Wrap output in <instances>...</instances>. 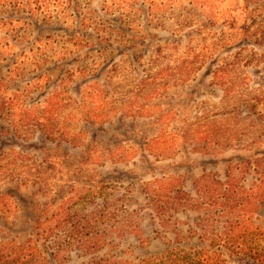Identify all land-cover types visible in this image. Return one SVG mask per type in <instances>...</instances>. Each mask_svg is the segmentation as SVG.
Segmentation results:
<instances>
[{
    "label": "rangeland",
    "instance_id": "374dc122",
    "mask_svg": "<svg viewBox=\"0 0 264 264\" xmlns=\"http://www.w3.org/2000/svg\"><path fill=\"white\" fill-rule=\"evenodd\" d=\"M145 1L120 11L79 0L51 18L0 12L8 18L0 24V245L18 253L34 242L46 264L156 261L176 240L203 246L198 186H224L231 166V186L256 183L251 169L234 173L254 152L227 144L196 152L181 135L187 124L221 121L232 133L225 116L234 113L241 133L264 116V0ZM221 68L233 98L247 100L236 108L224 106L213 75ZM161 111L171 112L168 133L178 141L162 156L154 149ZM161 181L172 182L162 195ZM162 198L179 204L165 223Z\"/></svg>",
    "mask_w": 264,
    "mask_h": 264
},
{
    "label": "trees",
    "instance_id": "16d2710c",
    "mask_svg": "<svg viewBox=\"0 0 264 264\" xmlns=\"http://www.w3.org/2000/svg\"><path fill=\"white\" fill-rule=\"evenodd\" d=\"M126 1L128 0H103L105 4H111L113 8L120 11H124L125 7H128ZM142 1L146 2L145 0ZM78 4L79 0H0V12L6 8L23 9L29 11L31 15L34 14L33 12H40L51 18L60 10H66L67 7H78ZM60 13L62 15L61 11ZM7 19L0 20V24ZM225 70V68L216 70L213 74L214 79L218 81V86L223 90L225 108L231 109L232 106L236 108L234 103L246 102L247 100H243V97L242 100L233 98L234 89L231 84H227ZM186 71L188 70L185 69L182 73ZM146 96L148 97V94ZM257 101L255 99V102ZM127 107V112L132 111V106ZM144 113H147V110H144ZM238 114H229V116H225L226 118L224 117L225 123H228L233 129L232 133H230V128L222 125V121L220 127H213L204 123L187 124L182 131L181 139L188 149L189 147L194 148L196 152L205 151L206 153L215 149L216 146L226 144L228 146L237 145L242 149L254 152L252 153V160L242 159L241 166L237 169L234 167V173L236 175L245 174L251 169L257 177L256 183L247 190L240 186H231V166L227 172L228 183L224 186L216 183L212 185L210 181L198 186L200 194L196 205L205 214L199 219L200 222L197 227L202 232L200 238L203 246L191 249V247L180 246V241L176 240L172 247L158 256V260H146L142 264H264V225L260 222L261 213L264 209V151L259 152L258 150V146L264 143V131L261 135L254 134L256 128L258 130L261 129L260 127L264 128V116L254 114L256 118H249L247 122L245 121L244 124L246 125L243 126L240 133L239 130H235L237 127L231 125L234 120L240 121V114L239 118ZM91 115L93 117L94 113ZM96 117L101 118L99 114ZM171 120V112L161 111L158 117L160 130L155 143L156 146H154L160 156L172 151L175 142H178L170 139V137L175 136L174 133L172 135L168 133ZM70 140L75 141L73 138ZM45 180L47 178L43 176L39 179V181ZM170 186H172V182L161 181L158 191L161 195L167 193ZM176 199L173 200L174 205L171 207L172 203L166 202L164 198L158 200V215L162 218V222H166L169 210L175 211L174 207L179 205ZM46 223L37 222L38 228L42 230L40 235L42 239H50L52 234V231L46 228ZM219 224H221L220 231H218ZM12 245L11 242H4L0 245V264H46L34 242L24 244L22 249L18 248V253H16L17 250L10 249Z\"/></svg>",
    "mask_w": 264,
    "mask_h": 264
}]
</instances>
